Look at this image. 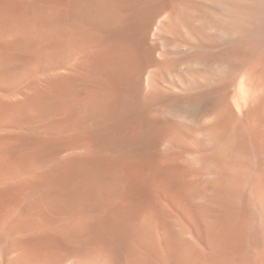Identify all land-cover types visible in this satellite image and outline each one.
<instances>
[{
  "label": "bare ground",
  "instance_id": "6f19581e",
  "mask_svg": "<svg viewBox=\"0 0 264 264\" xmlns=\"http://www.w3.org/2000/svg\"><path fill=\"white\" fill-rule=\"evenodd\" d=\"M0 264H264V0H0Z\"/></svg>",
  "mask_w": 264,
  "mask_h": 264
}]
</instances>
